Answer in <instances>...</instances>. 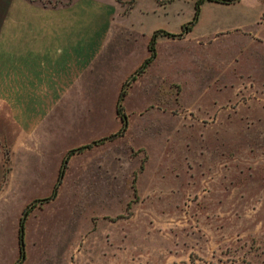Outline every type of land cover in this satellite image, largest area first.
I'll use <instances>...</instances> for the list:
<instances>
[{"label": "rangeland", "instance_id": "obj_1", "mask_svg": "<svg viewBox=\"0 0 264 264\" xmlns=\"http://www.w3.org/2000/svg\"><path fill=\"white\" fill-rule=\"evenodd\" d=\"M118 1L114 35L126 45L123 52L114 49L112 63L122 78L147 55L146 24L161 17L165 28L177 27L191 4ZM257 2L263 6L260 23L245 37L219 35L204 55L196 50L191 56L178 40L164 43V61L173 49L176 60L163 74L202 75L211 78L212 89L194 86L181 93L169 82L159 93L146 94L139 76L123 102L124 136L83 154L57 202L30 212L25 264H264V0L242 5ZM114 79L111 73L105 80L100 104L96 96H85L87 109L69 112L70 140L87 137L92 123L100 134L119 130L114 96L106 93ZM110 155L114 185L102 172ZM7 190L0 198L13 199ZM18 192L14 202H0V264H12L19 255L27 203L51 194L36 186ZM40 217L46 222L37 241ZM75 226L79 232L68 241L66 255L60 235L68 227L72 236Z\"/></svg>", "mask_w": 264, "mask_h": 264}, {"label": "crops", "instance_id": "obj_2", "mask_svg": "<svg viewBox=\"0 0 264 264\" xmlns=\"http://www.w3.org/2000/svg\"><path fill=\"white\" fill-rule=\"evenodd\" d=\"M189 1L188 15L182 20L178 17L177 27L165 28L167 21L161 17L153 26L146 24V37L149 40L144 54L147 52V55L140 65L150 55L149 44L157 30L178 34L183 25L193 18L195 1ZM242 3L243 0L233 4L206 1L198 22L185 36L174 38L159 35L157 57L141 76V86L147 90L146 94H152L154 89L159 93L169 82L179 85L181 93L187 87L194 86L211 90V78L207 80L198 74L194 78L185 74H163L169 65L175 64L176 49L169 53L168 62H165L161 48L167 40L172 39L188 46L190 51L188 49L184 54L191 56V52L200 50L198 53L204 55L209 41L217 39L219 35L245 37L253 31L254 26L259 25L263 6L258 2L251 5ZM119 6L118 0H0V194L5 189L6 192L7 189L13 192V199L8 194L7 198H0V202L5 199L14 202L19 197L18 191L29 190L33 186L38 191L45 188L52 194L63 160L71 149L116 133L100 134L98 128L94 129L95 123H92V131L87 132V137L70 140L67 123L69 112L87 109L85 96H96V102L101 103L99 97L111 73L115 79L106 93L111 90L119 117L117 104L123 84L135 73L127 68L128 75L120 78L119 73L117 76V64L113 66L112 63L115 59L112 57L115 55L114 49L120 47L123 52L126 45L124 41L119 45L114 35L115 14ZM254 35L257 33L254 32ZM195 58H192L193 62ZM120 120L119 130L122 127ZM115 140L73 155L61 187L66 185L68 175L80 169L83 154L99 151L98 148L109 146L107 144ZM106 163L109 169L102 168V172L109 175V185H114L116 182L111 177H116V169H111V155ZM58 197L52 200L53 204ZM59 218L63 220V217ZM38 220L37 241L42 240L41 231L46 222L41 217ZM67 221L64 224L68 225ZM78 232L76 226L72 228V236L68 227L61 232L64 235H60V241L63 238L65 243L60 242V245L65 246L66 255L68 241Z\"/></svg>", "mask_w": 264, "mask_h": 264}, {"label": "trees", "instance_id": "obj_3", "mask_svg": "<svg viewBox=\"0 0 264 264\" xmlns=\"http://www.w3.org/2000/svg\"><path fill=\"white\" fill-rule=\"evenodd\" d=\"M161 4H166L169 2H173L174 0H158ZM195 1V12L193 18L187 22L186 24L183 25L182 31L178 34L168 32L167 30H157L150 41L149 44V51L150 55L145 59V61L140 65V67L136 70V72L126 80V82L123 84L119 99H118V104H117V113L119 117L122 119V127L120 130L108 137H104L102 139H99L97 141H94L93 143L87 144V145H82L77 148L71 149L66 157L63 160L62 167L60 170V174L58 177V181L55 185V188L52 192L51 195L45 198H40L36 199L34 202L30 203L22 212V215L20 217V222H19V237H18V243H19V257L17 261L14 264H24L26 257H27V252H26V243H25V228H26V221L28 219V216L30 212L39 204H43L45 202L51 201L55 199L58 195L59 188L63 182L64 176L66 174V170L68 167V163L70 158L77 154L85 151L86 149L92 148L94 145L106 142V141H111L115 140L117 137L124 136L128 129V117L125 112V108L123 105L124 99L126 95L128 94V90L131 87V85L138 79L139 76L143 75L149 66L154 62V60L157 57V39L158 36L163 34L166 36L174 37V38H182L185 36L188 32H190L195 24L198 22L200 18V13L202 9V5L206 1H214V2H219V3H225V4H233L236 2H239L240 0H194Z\"/></svg>", "mask_w": 264, "mask_h": 264}]
</instances>
